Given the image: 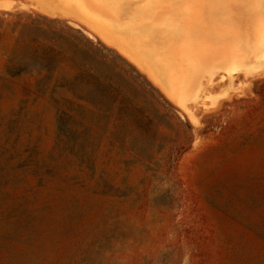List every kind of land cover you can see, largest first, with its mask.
<instances>
[{
	"label": "rangeland",
	"instance_id": "rangeland-1",
	"mask_svg": "<svg viewBox=\"0 0 264 264\" xmlns=\"http://www.w3.org/2000/svg\"><path fill=\"white\" fill-rule=\"evenodd\" d=\"M52 13L135 108L79 84L40 95L36 75L0 85V264H264V64L219 71L182 108L88 23Z\"/></svg>",
	"mask_w": 264,
	"mask_h": 264
},
{
	"label": "bare ground",
	"instance_id": "bare-ground-1",
	"mask_svg": "<svg viewBox=\"0 0 264 264\" xmlns=\"http://www.w3.org/2000/svg\"><path fill=\"white\" fill-rule=\"evenodd\" d=\"M40 1L50 12L67 11L88 23L178 107L201 100L219 71L232 81L235 72L264 64V0ZM76 21L70 22L81 26Z\"/></svg>",
	"mask_w": 264,
	"mask_h": 264
},
{
	"label": "trees",
	"instance_id": "trees-1",
	"mask_svg": "<svg viewBox=\"0 0 264 264\" xmlns=\"http://www.w3.org/2000/svg\"><path fill=\"white\" fill-rule=\"evenodd\" d=\"M81 36L80 30L58 18L36 12H0V85L36 75V92L40 95H75L74 87L79 84L111 92L119 111L135 108L119 85L102 78L97 68L83 58L90 49Z\"/></svg>",
	"mask_w": 264,
	"mask_h": 264
},
{
	"label": "water",
	"instance_id": "water-1",
	"mask_svg": "<svg viewBox=\"0 0 264 264\" xmlns=\"http://www.w3.org/2000/svg\"><path fill=\"white\" fill-rule=\"evenodd\" d=\"M40 13H41V15H44V16L49 17V18H58V17L52 16V13H50V11H48V10H46L44 8L41 9V12Z\"/></svg>",
	"mask_w": 264,
	"mask_h": 264
}]
</instances>
